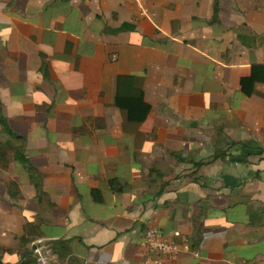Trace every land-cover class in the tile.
I'll return each mask as SVG.
<instances>
[{"label": "crops", "instance_id": "crops-1", "mask_svg": "<svg viewBox=\"0 0 264 264\" xmlns=\"http://www.w3.org/2000/svg\"><path fill=\"white\" fill-rule=\"evenodd\" d=\"M128 77L141 124L116 105ZM0 102L46 193L11 153L5 264L39 241L57 261L69 241L63 262L154 264L149 228L191 246L163 264H264V0H0Z\"/></svg>", "mask_w": 264, "mask_h": 264}, {"label": "trees", "instance_id": "trees-1", "mask_svg": "<svg viewBox=\"0 0 264 264\" xmlns=\"http://www.w3.org/2000/svg\"><path fill=\"white\" fill-rule=\"evenodd\" d=\"M218 4L216 5V9ZM215 9V10H216ZM125 80V81H123ZM256 77L253 76L250 79H245L242 81V89L243 92L250 96L255 93L254 85H255ZM117 107L124 113L125 118L128 122L133 124H141L147 119V116L151 112V107L149 104L145 102L144 94L142 92L141 81L133 80L131 78H122L119 80L118 84V95L116 100ZM0 127L3 136V140L0 141V168L6 170L9 166L10 162V154L13 153L14 160L19 163L30 179V182L36 189L37 199L40 203L43 202L46 197V193L44 191L42 177L39 171L30 163L28 158L26 157L24 145L25 141L17 136L11 130L8 120L3 116L0 102ZM223 155V154H222ZM224 156V155H223ZM179 162H184L183 159L178 158L175 155ZM222 156L215 157V160L220 159ZM198 165H203L200 163ZM110 185L114 191H122V188L119 186L117 181H111ZM8 193L10 198L13 201L20 199L21 195L19 192L18 185L14 182H9L7 184ZM94 198L97 203L102 201V197L98 192H94ZM32 226L30 225L27 229V233L31 231ZM23 246L26 247L27 244L33 243L31 240L23 237L21 239ZM69 241H54L51 242L50 249L54 255L58 257V260H63L65 257L69 255ZM197 244L199 242L197 241ZM24 247V248H25ZM75 260H71V264H74ZM37 258L34 257V254L29 250H26L23 253L22 259L18 262V264H36ZM0 264H5L4 256L0 251Z\"/></svg>", "mask_w": 264, "mask_h": 264}, {"label": "built area", "instance_id": "built-area-1", "mask_svg": "<svg viewBox=\"0 0 264 264\" xmlns=\"http://www.w3.org/2000/svg\"><path fill=\"white\" fill-rule=\"evenodd\" d=\"M38 243H41L42 246V242L39 241ZM143 246L150 254L156 256V258L152 260L154 264H163L164 258L166 257H175L192 250L189 242L182 239V234L180 232H175L172 238H168L157 228H149L146 230ZM42 250L41 247L35 251L36 254H38L37 262L39 264H48L47 257L41 253Z\"/></svg>", "mask_w": 264, "mask_h": 264}, {"label": "rangeland", "instance_id": "rangeland-1", "mask_svg": "<svg viewBox=\"0 0 264 264\" xmlns=\"http://www.w3.org/2000/svg\"><path fill=\"white\" fill-rule=\"evenodd\" d=\"M12 153V152H11ZM50 250V249H49ZM22 250H20V252H21ZM19 252V253H20ZM32 253L34 254V257L35 258H37V256H38V254H36V252H33L32 251ZM41 253L42 254H44V256H46L47 257V259H48V264H71V262H68V261H61V260H58L57 261V259H55L54 257H52L53 255L50 253V252H48L47 250H42L41 251ZM36 264H39L38 262L36 263Z\"/></svg>", "mask_w": 264, "mask_h": 264}, {"label": "water", "instance_id": "water-1", "mask_svg": "<svg viewBox=\"0 0 264 264\" xmlns=\"http://www.w3.org/2000/svg\"><path fill=\"white\" fill-rule=\"evenodd\" d=\"M41 243H36L32 246V251L35 252L37 249L41 248Z\"/></svg>", "mask_w": 264, "mask_h": 264}]
</instances>
